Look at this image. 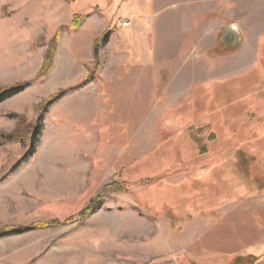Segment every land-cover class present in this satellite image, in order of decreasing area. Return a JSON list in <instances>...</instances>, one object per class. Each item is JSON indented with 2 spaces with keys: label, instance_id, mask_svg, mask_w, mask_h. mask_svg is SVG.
I'll return each mask as SVG.
<instances>
[{
  "label": "rangeland",
  "instance_id": "rangeland-1",
  "mask_svg": "<svg viewBox=\"0 0 264 264\" xmlns=\"http://www.w3.org/2000/svg\"><path fill=\"white\" fill-rule=\"evenodd\" d=\"M20 84L0 264H264V0H0Z\"/></svg>",
  "mask_w": 264,
  "mask_h": 264
},
{
  "label": "trees",
  "instance_id": "trees-1",
  "mask_svg": "<svg viewBox=\"0 0 264 264\" xmlns=\"http://www.w3.org/2000/svg\"><path fill=\"white\" fill-rule=\"evenodd\" d=\"M63 1L69 3V2H72L74 0H63ZM74 19H75V20H73V25L74 26H77L79 24V22L82 20V18H80V17H76ZM51 54H52V51L50 52L49 55L46 56L45 62H44V68L42 69V71H41L42 73L41 74H46V72L49 71L50 66H51V62H50L51 57H52ZM27 86H28L27 84H20V85H17V86H14V87H11V88L5 90L4 92H2L0 94V103L5 101L8 98H11V97L23 92L27 88ZM55 98H58V96L54 97L53 99H55ZM53 99H51V100H53ZM46 104H49V101ZM20 132H23L22 129H20ZM37 136H39V128H36V130H35V132L33 134L32 140H35L37 138ZM32 151H33V149H32ZM117 185L114 184L113 186H117ZM124 186H125V184H124ZM117 188H119V187H117ZM101 199H102V196H99V197H97L96 200H97V202H100ZM95 203L96 202H93V204H95ZM89 211H90V208L86 209L80 216L84 218L89 213ZM71 220L72 219H70V221ZM57 224L58 223L55 222V223L50 224V225H47V224L44 225L43 224V225H35V226H32V227L28 226V227L21 228L19 231L14 232V234H22L23 232L33 231V230H35L37 228H45L47 226H55ZM36 226H40V227H36ZM2 236H4V235H0V237H2ZM239 263H240V260L237 261V264H239Z\"/></svg>",
  "mask_w": 264,
  "mask_h": 264
},
{
  "label": "water",
  "instance_id": "water-1",
  "mask_svg": "<svg viewBox=\"0 0 264 264\" xmlns=\"http://www.w3.org/2000/svg\"><path fill=\"white\" fill-rule=\"evenodd\" d=\"M234 40V34L233 33H229L227 36H226V41L227 42H232Z\"/></svg>",
  "mask_w": 264,
  "mask_h": 264
}]
</instances>
